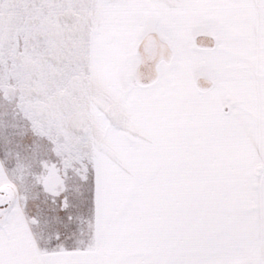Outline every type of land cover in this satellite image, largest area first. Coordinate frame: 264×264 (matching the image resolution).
Segmentation results:
<instances>
[{"label": "snow or ice", "instance_id": "obj_1", "mask_svg": "<svg viewBox=\"0 0 264 264\" xmlns=\"http://www.w3.org/2000/svg\"><path fill=\"white\" fill-rule=\"evenodd\" d=\"M0 264H264V0H0Z\"/></svg>", "mask_w": 264, "mask_h": 264}]
</instances>
